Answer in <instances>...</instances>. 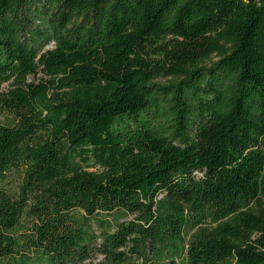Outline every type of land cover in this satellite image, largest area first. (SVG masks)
<instances>
[{
    "label": "trees",
    "instance_id": "trees-1",
    "mask_svg": "<svg viewBox=\"0 0 264 264\" xmlns=\"http://www.w3.org/2000/svg\"><path fill=\"white\" fill-rule=\"evenodd\" d=\"M0 264H264V0H0Z\"/></svg>",
    "mask_w": 264,
    "mask_h": 264
},
{
    "label": "rangeland",
    "instance_id": "rangeland-1",
    "mask_svg": "<svg viewBox=\"0 0 264 264\" xmlns=\"http://www.w3.org/2000/svg\"><path fill=\"white\" fill-rule=\"evenodd\" d=\"M149 56L152 58L156 57L155 55H152L151 52H150ZM211 61H216V57H212L209 63H212ZM41 78L47 79L42 73H40L37 78H35L34 76H31L30 81H33V80L35 81V80L41 79ZM170 79H171V77L166 78L165 76H161L160 78L157 79V82H159L161 84H168L170 82ZM96 231L99 232V230L97 228H96Z\"/></svg>",
    "mask_w": 264,
    "mask_h": 264
}]
</instances>
